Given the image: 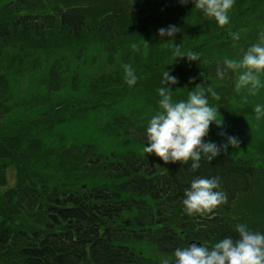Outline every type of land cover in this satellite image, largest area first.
I'll return each mask as SVG.
<instances>
[{
  "label": "trees",
  "instance_id": "trees-1",
  "mask_svg": "<svg viewBox=\"0 0 264 264\" xmlns=\"http://www.w3.org/2000/svg\"><path fill=\"white\" fill-rule=\"evenodd\" d=\"M40 2V9L33 12L23 0H0V264H72V257H94V241L103 249L108 235L110 243L120 246L126 256L128 249L147 247L154 252L152 263L161 264L162 258L174 256L176 247L193 242L211 245L228 235L236 238L237 223L264 231V215H258L264 212L254 217L250 213L251 203L262 202L264 191V117L257 119L254 112L255 105L264 104V86L252 94L248 87L237 91L231 85L228 93L219 96L223 100L217 105L218 119L223 121L224 130H213V141L222 144L232 135L239 144L212 161L202 157L196 171L190 169V162H165L155 153L144 151L148 120L136 126L95 121L97 131L86 132L80 139L64 137L72 133L64 126H53L42 133L40 123L49 115L61 108H78L84 101L73 97L60 105L52 92L57 82L54 79H59L60 87L68 84L66 80L72 81L65 72L73 68L72 59L62 55V48L55 44L54 30L68 46L93 43L91 47H116L118 40L133 34L127 23L117 26L116 14L106 8L94 13L107 16L99 21L97 16L92 18L91 0ZM258 2L242 0L241 10L234 11L227 24L228 38L240 32L238 44L244 46L237 51L242 54L259 42V30L247 35L239 29L247 18L246 25H264V8L260 14L254 13ZM147 10L137 20L136 39L140 34L150 37L165 26L163 5L155 4ZM196 50L202 57H221L217 50L208 53L206 45ZM88 52L92 54V50ZM228 52L227 58L237 59L236 52ZM171 62L156 64L167 67L177 63ZM260 79L264 84V74ZM92 98L85 96V100ZM91 114L81 115L86 128L93 124L95 114ZM111 142L112 146L108 144ZM55 160L61 161L55 164ZM28 164L36 168L30 169ZM10 167L16 177L14 185H9ZM103 168L106 175L96 173ZM28 174L32 176L28 178ZM200 176L218 177L228 193V203L188 214L182 203L184 190ZM90 219L101 222L91 231L93 240H87L84 229L76 227L79 220L83 224Z\"/></svg>",
  "mask_w": 264,
  "mask_h": 264
},
{
  "label": "rangeland",
  "instance_id": "rangeland-1",
  "mask_svg": "<svg viewBox=\"0 0 264 264\" xmlns=\"http://www.w3.org/2000/svg\"><path fill=\"white\" fill-rule=\"evenodd\" d=\"M23 1L26 3L29 11L34 12L40 9V0ZM129 1L91 0L90 12L93 13L90 14V16L92 18L97 16L99 21L103 16H107V13L103 16L94 13V11L97 12L106 8L110 14H116L117 22L119 24L117 26L127 23L125 26L133 34L125 39L118 40L114 44L116 47H109L107 44L102 47H91L93 43H88L87 45L83 43L82 46H68L63 40L60 32L57 29L54 30L58 40L55 44H58L61 48L65 49V51H62L61 53L62 55L68 54L67 56L72 59L73 68H68L65 72V75L72 77V81L68 79L66 80L68 84L60 87L57 83L59 79H54V82H57L54 84L52 92L60 102V105H63L62 102L73 97L75 99L77 98V100L81 97L84 101L79 104L78 108L73 110L61 108V110L55 111L49 115L44 122L40 123V127L42 128H39L38 126L39 129L43 130L42 133L50 131L53 126H64L65 128H68V131H71L72 126H70V123L73 122L75 118H78L79 121L84 120L81 115L85 116L88 111L95 114L92 118L93 124L91 127L93 128L95 121L98 123L102 120H110L117 126H136L137 123L142 124L146 122L153 114H155L159 107L158 100L160 97L156 89L160 86H164L161 81L163 80L162 73L166 69H168L172 75L177 77V83L172 86L174 100L186 99L188 92L191 91L190 89L196 87H203L205 90L211 88L218 95L213 97L207 91L206 94L208 95L209 103L218 109L217 105L223 100V96L222 98L219 96L223 93H228L226 90L229 89L231 85H234L237 91H241L245 88L243 86L237 87L239 75L244 69L237 68L233 70L227 68L224 64L226 55L229 53L228 50L236 52L238 54L237 60H239L242 58L243 54L241 51H237V48L244 46L243 44H238L241 36L240 32H237L239 34L238 39H234L233 35L228 38V23L220 25L214 18L210 19L205 17L202 10L195 7L191 0H189V3L187 4L181 3V0ZM241 1L242 0H234L233 6L229 11L230 19L233 16L234 11L236 13L241 10L243 4H241ZM258 1L259 2L254 11L255 14H260L261 10L264 8V1ZM155 4H161L165 9L167 18L165 19L164 28H167L169 25H176L179 27V32L173 37H168L160 36L158 30L150 37L140 34V39H136L134 36L136 33L135 28L137 20L141 18L140 16L144 10H147ZM261 18L263 19L262 16ZM246 21H248V18L242 21L243 26H239V29L242 30L243 33L249 35L255 29L260 31V35L261 33H264V25L249 26L246 25ZM196 27L198 30L194 29ZM190 30H193L194 33L190 32ZM174 44H179L181 49L185 50L187 53L195 52L196 54L197 47H203V45H206V51L208 53L217 50L221 53V57L211 58L212 54L211 56L202 57L201 54H197V60H190L187 55L175 58L172 54ZM228 44L229 47H227ZM191 46H196V48L191 51ZM84 47L89 48L85 49ZM88 50H92V54H90ZM166 51H168L169 54H167ZM169 59L174 63L177 61V63L167 67L156 64L157 62H164ZM125 66H131L134 70L137 77V81L134 85L129 86L126 83ZM31 68H33V65ZM218 71L224 72L223 77H220L217 74ZM263 74L264 73L261 72L260 77ZM196 78L197 80H194ZM201 81L205 83L203 86L199 85ZM190 83H193V85H190ZM177 91L182 92L184 97L177 94ZM85 96H93L94 98L85 100ZM68 101L71 102V100ZM88 105H91L90 109L85 110V107ZM221 109L222 108L219 109V112L222 111ZM122 116L127 117L122 121L120 120ZM97 118L99 119L97 120ZM53 122H57L59 126ZM117 126H115V128ZM115 128L113 127V133L115 132ZM213 130H224V128L222 125L218 126L213 122L210 125L208 136L204 139L213 141ZM222 133L223 131H219L221 136L224 135H222ZM70 135L71 134L65 135L64 137L70 139ZM60 161L61 160H55L54 163L58 164ZM29 166L30 169L36 168L31 165ZM11 169L12 168L10 167L9 174L13 177ZM26 173L22 174V177H25ZM30 176H32V174H28V178ZM12 177H10L11 180L9 185H14V178L16 177ZM262 184L264 185V180ZM261 200L262 202L258 201L259 203H251L250 213H253L251 214L253 217L257 215L259 211L264 212V191ZM258 215H264V213ZM261 221L264 222V218H261ZM159 258L161 259V255H159ZM168 258L175 259L174 256Z\"/></svg>",
  "mask_w": 264,
  "mask_h": 264
},
{
  "label": "clouds",
  "instance_id": "clouds-1",
  "mask_svg": "<svg viewBox=\"0 0 264 264\" xmlns=\"http://www.w3.org/2000/svg\"><path fill=\"white\" fill-rule=\"evenodd\" d=\"M195 7L202 10L207 18H214L218 24L229 23V11L234 0H191ZM187 4L189 0H181ZM179 32V27L169 25L159 29L160 36L173 37ZM238 39L239 34L233 33ZM175 58L188 56L190 60H197L195 52L187 53L179 44L173 45ZM224 64L233 70L243 68L239 75L237 87H248L252 94L264 84L260 73L264 72V33L260 35V42L250 45L239 60L225 58ZM220 77L224 72L218 71ZM162 85L156 89L160 99L158 109L148 120L146 138L148 143L144 151L155 153L165 162H181L189 164L192 171L201 167L202 157L212 161L221 152L227 151L230 146L239 144L237 137L228 135L227 140L217 144L212 140H205L210 125L215 122L221 125L218 119V109L209 103L206 91L213 97L218 94L211 88L207 90L196 87L188 92L186 99H173L172 86L177 83V77L168 69L162 73ZM125 80L131 86L137 77L131 66H125ZM257 119L264 117V104L254 107ZM224 133H222L223 135ZM184 211L188 214L211 211L219 205L228 203V193L220 185L218 177L200 176L192 179L191 184L184 190L182 200ZM234 230L236 238L228 235L216 240L211 245L193 242L185 247H176L175 259L165 257L161 264H264V231L253 230L246 223H237Z\"/></svg>",
  "mask_w": 264,
  "mask_h": 264
},
{
  "label": "bare ground",
  "instance_id": "bare-ground-1",
  "mask_svg": "<svg viewBox=\"0 0 264 264\" xmlns=\"http://www.w3.org/2000/svg\"><path fill=\"white\" fill-rule=\"evenodd\" d=\"M147 12L148 10H144L142 14H145ZM61 51L64 52L65 49L62 48ZM70 126H72V129H71L72 133L70 135V139L74 137L76 139H80V137H83L86 132L93 134L97 131V129L93 127L86 128L85 124L81 120L79 121L78 118H75L73 122L70 123ZM100 143H104V142H102L101 140ZM108 144H111L110 146H112L114 142H111ZM101 146L104 149H106L104 145L101 144ZM104 149L100 148V150H104ZM105 168H103V170L98 169L96 173L100 171V173L105 174L107 172L106 170H104ZM90 220L91 221L87 223H85L83 220V224H81V221L79 220L76 224V227H81L82 229H84L83 232L87 240L95 239L94 237H92L91 231L93 230L94 227H96V225L98 226L101 223L98 220H93V219H90ZM72 224H75L74 221H72ZM110 240H111L110 236L108 235L106 239L103 241V243H105V245L107 246H105L103 249L100 247L101 243L94 241V244L96 246V248L94 249V251L96 252V254L94 253V257H90L86 254L79 255L75 258L74 257L70 258L71 263L72 264H153L151 260L153 259L154 252H152L151 249L147 247H139V248H136V250L133 248L128 249L126 250V252L129 254L126 256V254L118 248L120 246H114L113 244L110 243ZM65 242L67 245L69 244L68 240H66ZM56 253L58 252L56 251Z\"/></svg>",
  "mask_w": 264,
  "mask_h": 264
}]
</instances>
